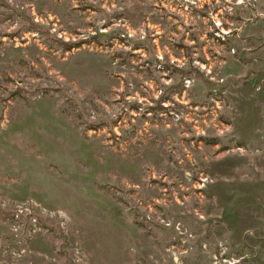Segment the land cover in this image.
<instances>
[{
	"label": "rangeland",
	"instance_id": "374dc122",
	"mask_svg": "<svg viewBox=\"0 0 264 264\" xmlns=\"http://www.w3.org/2000/svg\"><path fill=\"white\" fill-rule=\"evenodd\" d=\"M0 264H264V0H0Z\"/></svg>",
	"mask_w": 264,
	"mask_h": 264
}]
</instances>
